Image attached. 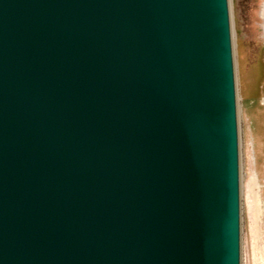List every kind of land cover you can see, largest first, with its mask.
<instances>
[{"label":"water","instance_id":"1","mask_svg":"<svg viewBox=\"0 0 264 264\" xmlns=\"http://www.w3.org/2000/svg\"><path fill=\"white\" fill-rule=\"evenodd\" d=\"M230 0H0V264H241Z\"/></svg>","mask_w":264,"mask_h":264},{"label":"rangeland","instance_id":"2","mask_svg":"<svg viewBox=\"0 0 264 264\" xmlns=\"http://www.w3.org/2000/svg\"><path fill=\"white\" fill-rule=\"evenodd\" d=\"M230 11L238 94L241 264H264V0H230Z\"/></svg>","mask_w":264,"mask_h":264},{"label":"bare ground","instance_id":"3","mask_svg":"<svg viewBox=\"0 0 264 264\" xmlns=\"http://www.w3.org/2000/svg\"><path fill=\"white\" fill-rule=\"evenodd\" d=\"M264 28V27H263ZM254 180H255V182H256V184L258 185V187H259V183H258V181H259V175L258 174H256V176L254 177ZM255 185V184H254ZM256 194V193H255ZM258 201H259V203H261V199H260V196L258 195ZM255 201V200H254ZM259 207V206H258ZM262 207V206H261ZM258 209V208H257ZM262 212V210H260V213ZM260 218V217H259Z\"/></svg>","mask_w":264,"mask_h":264}]
</instances>
